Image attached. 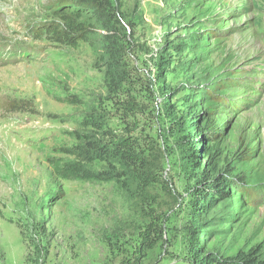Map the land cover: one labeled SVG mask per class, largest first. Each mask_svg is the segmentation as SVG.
Segmentation results:
<instances>
[{"label":"rangeland","instance_id":"374dc122","mask_svg":"<svg viewBox=\"0 0 264 264\" xmlns=\"http://www.w3.org/2000/svg\"><path fill=\"white\" fill-rule=\"evenodd\" d=\"M54 2L0 0V264L264 261V0H123L134 37L114 61L101 29L73 46L43 33ZM87 137L112 149L82 163L99 179L60 177ZM127 138L148 189L102 181L126 176L114 148ZM227 168L217 196L204 183ZM150 222L162 237L137 254Z\"/></svg>","mask_w":264,"mask_h":264},{"label":"trees","instance_id":"16d2710c","mask_svg":"<svg viewBox=\"0 0 264 264\" xmlns=\"http://www.w3.org/2000/svg\"><path fill=\"white\" fill-rule=\"evenodd\" d=\"M54 1L53 18L57 19L59 22L55 24H45L41 29H43V33L46 31L51 35L57 43H69V45L72 43L71 46H73L79 42H85L89 35L95 34V30L101 29L103 34L102 37L107 44L105 47L106 54L112 61L118 57V54H124L123 52H120V46L124 51H129L132 43L131 39L134 37V32H132L134 26L131 22L127 21V17L122 13L123 0ZM84 19H86L88 23H82V20ZM118 80L124 85L129 83L127 82L129 81L127 76L118 77ZM210 96L214 95L210 94ZM212 99H214V104H221L224 100L223 98L215 96L212 97ZM207 113L206 117L208 119L204 127L205 133L208 134L206 138L209 142H218L220 133H218V128L212 118L213 116H216L217 113L213 111H208ZM135 144L136 143H133L132 139L127 138V140H124L119 145H115V148L113 147L116 150L115 154L117 157L124 161L125 169L127 170L125 173L126 176L119 177V179H113L109 176L108 178L102 179V181L108 183V180H122L123 178H127V180L136 181L138 185L141 184L142 187L148 189L151 185V181H149V178L151 177L149 166L146 165L142 157H139L134 153ZM196 144H199V142L196 141ZM99 145V141H91L88 137L85 138V140L81 141V144L72 151V155L76 157L78 162L68 163L62 168L56 167V173L60 177H65L66 179H68V177H74L79 180L96 181L99 179L98 176L92 175L89 170L87 171L82 163H91L93 154L97 156V158H95L97 160L102 159V155H111L110 153H112V149H109L107 152L103 150L98 151ZM204 150L208 155H211V159L203 171L209 170V172H215L216 166L213 161L219 156V153H217L213 147ZM113 157L115 158L116 156ZM230 170L232 169L227 168L224 170L223 175H219L213 180L208 179L204 183V186L210 181L211 186H208V189L215 190V187H220L218 190H215L214 193H216L217 196L224 194V187L226 188L227 186H230V184L231 186L233 184L232 176L235 172L233 170L229 173ZM208 189L201 192L199 197L200 201L205 202L210 197L214 198V195L211 193L212 190L209 191ZM198 207L201 209L199 215L205 214L204 205L199 204ZM161 233V230L157 229L155 223L150 222L143 233L142 242L137 250V254L146 253L155 248L159 241L157 237H162ZM255 254L256 252L253 250L246 255L239 254L236 257L237 261L227 262L225 264H264V261H260ZM197 259L196 263L203 264V262L206 261L205 254H200Z\"/></svg>","mask_w":264,"mask_h":264}]
</instances>
